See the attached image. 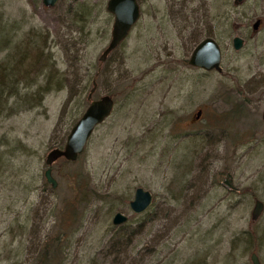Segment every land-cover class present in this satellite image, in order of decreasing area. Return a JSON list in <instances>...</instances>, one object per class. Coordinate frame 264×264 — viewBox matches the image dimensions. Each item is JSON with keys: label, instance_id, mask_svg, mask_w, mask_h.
I'll return each instance as SVG.
<instances>
[{"label": "rangeland", "instance_id": "1", "mask_svg": "<svg viewBox=\"0 0 264 264\" xmlns=\"http://www.w3.org/2000/svg\"><path fill=\"white\" fill-rule=\"evenodd\" d=\"M108 1L0 0V264H264V0H138L101 61ZM207 37L221 72L188 64ZM105 95L113 112L53 188L47 155ZM138 187L154 196L139 215Z\"/></svg>", "mask_w": 264, "mask_h": 264}, {"label": "water", "instance_id": "2", "mask_svg": "<svg viewBox=\"0 0 264 264\" xmlns=\"http://www.w3.org/2000/svg\"><path fill=\"white\" fill-rule=\"evenodd\" d=\"M59 0H43V3L47 7H54ZM243 0H236L235 5H238ZM107 10L114 15V23L112 28V38L109 45L102 53L100 60L104 61L108 55L116 50L118 46L128 37L131 29L139 21L141 17V10L138 0H109L107 3ZM261 25V20H257L254 23L253 28L257 30ZM244 44L243 38L236 36L233 39V46L235 50L242 49ZM222 48L220 44L212 37L202 40L193 50L189 59V65L195 68H200L205 71L216 70L222 71ZM93 88L90 91L88 99H91L93 93L97 88V82H93ZM114 99L105 95L98 100L91 101L86 112L81 119L75 124L71 130L67 143L64 148H56L49 152L46 157V165L48 168L45 171V176L52 185L56 188L58 183L53 175L52 166L60 158H65L67 161H76L78 157L84 152L87 143L93 135L97 126L102 124L107 118L110 117L114 110ZM202 115L200 110L196 119H199ZM262 118L264 120V111ZM153 204V194L151 191L138 187L135 191L134 198L130 201L129 206L133 213L143 214ZM263 203L260 200L256 201L252 218L257 220L262 211ZM129 221V216L118 212L113 218V224L120 226ZM253 264H261L260 259L256 253L251 256Z\"/></svg>", "mask_w": 264, "mask_h": 264}, {"label": "trees", "instance_id": "3", "mask_svg": "<svg viewBox=\"0 0 264 264\" xmlns=\"http://www.w3.org/2000/svg\"><path fill=\"white\" fill-rule=\"evenodd\" d=\"M35 63V62H34ZM36 65V64H35ZM21 69H22V65H21ZM18 73H22V71H17ZM9 77L8 73L6 72V70H1L0 71V86H4L5 85V80ZM44 90V89H43ZM42 92V90L39 92V94ZM65 163L70 164L71 162L65 160ZM126 225H121V228H124ZM36 264H48L46 263V261L43 258H39L38 263Z\"/></svg>", "mask_w": 264, "mask_h": 264}, {"label": "flooded vegetation", "instance_id": "4", "mask_svg": "<svg viewBox=\"0 0 264 264\" xmlns=\"http://www.w3.org/2000/svg\"><path fill=\"white\" fill-rule=\"evenodd\" d=\"M188 64H189V61H188ZM195 68V67H194ZM199 69V68H198ZM201 117L202 116H200V118L199 119H201ZM199 119H196V115L194 116V120L196 121V120H199Z\"/></svg>", "mask_w": 264, "mask_h": 264}]
</instances>
